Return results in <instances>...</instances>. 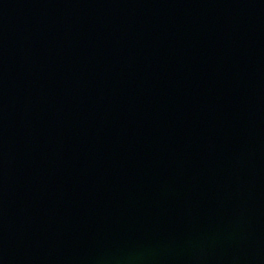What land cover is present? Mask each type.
<instances>
[{"label": "water", "instance_id": "obj_1", "mask_svg": "<svg viewBox=\"0 0 264 264\" xmlns=\"http://www.w3.org/2000/svg\"><path fill=\"white\" fill-rule=\"evenodd\" d=\"M0 264H264V0H0Z\"/></svg>", "mask_w": 264, "mask_h": 264}]
</instances>
